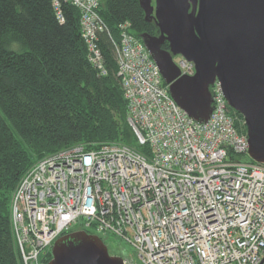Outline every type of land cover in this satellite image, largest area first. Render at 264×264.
Listing matches in <instances>:
<instances>
[{
  "label": "built area",
  "instance_id": "1",
  "mask_svg": "<svg viewBox=\"0 0 264 264\" xmlns=\"http://www.w3.org/2000/svg\"><path fill=\"white\" fill-rule=\"evenodd\" d=\"M51 2L60 22L62 3L78 10L88 62L105 76L98 0ZM119 29L114 60L127 123L148 153L121 143L75 145L37 161L10 203L22 264H47L55 240L72 231L112 235L136 251L139 264H260L264 164L248 161L247 136L237 131L220 84L209 87L208 120L194 121L170 97L130 24ZM177 65L194 74L193 64Z\"/></svg>",
  "mask_w": 264,
  "mask_h": 264
},
{
  "label": "trees",
  "instance_id": "2",
  "mask_svg": "<svg viewBox=\"0 0 264 264\" xmlns=\"http://www.w3.org/2000/svg\"><path fill=\"white\" fill-rule=\"evenodd\" d=\"M98 2L105 27L98 43L105 76L88 62L73 6L62 3L60 22L51 0H0V264H22L10 203L20 179L37 161L75 145L90 150L121 143L148 153L127 123L114 52L122 23L128 22L137 38L153 35L154 26L144 20L138 0ZM235 127L245 134L244 125L241 130L235 122ZM50 260L49 251L45 261Z\"/></svg>",
  "mask_w": 264,
  "mask_h": 264
},
{
  "label": "water",
  "instance_id": "3",
  "mask_svg": "<svg viewBox=\"0 0 264 264\" xmlns=\"http://www.w3.org/2000/svg\"><path fill=\"white\" fill-rule=\"evenodd\" d=\"M159 36L139 39L174 102L196 122L211 113L209 87L217 81L228 106L244 121L248 161L264 164V0H138ZM154 1V5L152 4ZM166 41L169 51L161 49ZM175 56L193 64L182 75ZM47 264H123L101 238L85 231L59 237ZM260 264H264V257Z\"/></svg>",
  "mask_w": 264,
  "mask_h": 264
},
{
  "label": "rangeland",
  "instance_id": "4",
  "mask_svg": "<svg viewBox=\"0 0 264 264\" xmlns=\"http://www.w3.org/2000/svg\"><path fill=\"white\" fill-rule=\"evenodd\" d=\"M178 59L174 60L176 64ZM233 117L235 119V122H237L240 125L241 130H243L242 127L244 125V121H240L238 118H236V116ZM245 134H246V128H245ZM96 236H99L102 239L103 243L108 247L110 255L112 256L114 255L122 258L123 260L126 259L128 261H132L133 263L139 264V258L137 256L136 251L128 243L121 241L120 239L115 238L114 236L109 234H98Z\"/></svg>",
  "mask_w": 264,
  "mask_h": 264
},
{
  "label": "flooded vegetation",
  "instance_id": "5",
  "mask_svg": "<svg viewBox=\"0 0 264 264\" xmlns=\"http://www.w3.org/2000/svg\"><path fill=\"white\" fill-rule=\"evenodd\" d=\"M152 4H154V1L152 2ZM147 23L152 24V25L154 26V34H153L152 36L158 37V36H159V30H158V28L156 27L155 22L152 20L151 22H147ZM161 49L164 50V51H169V44H168V42L164 41V42L161 44ZM178 57H179V59H178ZM177 59H178V61H179V60H181L182 58H181L180 56H175V57L172 58V61L176 64V62H175L174 60H177ZM178 61H177V62H178ZM72 232H74V231H72ZM101 240H102V239H101ZM106 247H107V246H106ZM107 250H108V247H107ZM108 253H109V250H108ZM109 255H110V253H109ZM111 256H112V255H111ZM113 256H114V255H113Z\"/></svg>",
  "mask_w": 264,
  "mask_h": 264
},
{
  "label": "bare ground",
  "instance_id": "6",
  "mask_svg": "<svg viewBox=\"0 0 264 264\" xmlns=\"http://www.w3.org/2000/svg\"><path fill=\"white\" fill-rule=\"evenodd\" d=\"M231 111V110H230ZM48 253H49V251H48Z\"/></svg>",
  "mask_w": 264,
  "mask_h": 264
}]
</instances>
